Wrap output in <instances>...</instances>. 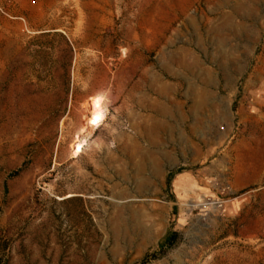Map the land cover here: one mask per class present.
I'll return each instance as SVG.
<instances>
[{"label":"rangeland","instance_id":"obj_1","mask_svg":"<svg viewBox=\"0 0 264 264\" xmlns=\"http://www.w3.org/2000/svg\"><path fill=\"white\" fill-rule=\"evenodd\" d=\"M154 78L217 93L203 188L122 166ZM0 264H264V0H0Z\"/></svg>","mask_w":264,"mask_h":264},{"label":"crops","instance_id":"obj_2","mask_svg":"<svg viewBox=\"0 0 264 264\" xmlns=\"http://www.w3.org/2000/svg\"><path fill=\"white\" fill-rule=\"evenodd\" d=\"M140 81L127 83L126 91L122 88V166L130 164L136 171L132 174L142 177L181 169L174 173L176 180L172 185L181 187L184 183L193 187V182L198 185L201 181L203 188L210 174V147H216L214 143L210 146L207 110L217 105V93L208 89V83L192 90L160 78ZM224 102L221 96L219 103ZM190 119L193 124L188 123ZM217 119L224 120L226 126L222 131L217 130L216 123L211 127L213 142L233 137L232 118L214 117V122Z\"/></svg>","mask_w":264,"mask_h":264},{"label":"bare ground","instance_id":"obj_3","mask_svg":"<svg viewBox=\"0 0 264 264\" xmlns=\"http://www.w3.org/2000/svg\"><path fill=\"white\" fill-rule=\"evenodd\" d=\"M99 106H100L99 98H97V97L90 98L89 108H90L93 115L91 117H89V119L87 120V125H86L87 127L92 126V125L97 123L98 115L96 114L95 111L99 108ZM75 151L76 152L79 151V146L76 147Z\"/></svg>","mask_w":264,"mask_h":264},{"label":"trees","instance_id":"obj_4","mask_svg":"<svg viewBox=\"0 0 264 264\" xmlns=\"http://www.w3.org/2000/svg\"><path fill=\"white\" fill-rule=\"evenodd\" d=\"M14 173H16V172H14ZM14 173H12V174H14ZM177 238H178V232L172 231L170 236L168 237V239L166 241L165 246L169 247V248L172 247L176 243V241H178Z\"/></svg>","mask_w":264,"mask_h":264}]
</instances>
